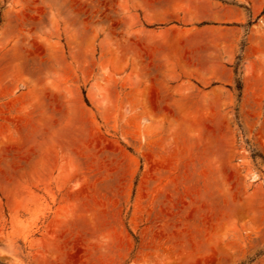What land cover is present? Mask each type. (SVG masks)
<instances>
[{
	"label": "rangeland",
	"instance_id": "obj_1",
	"mask_svg": "<svg viewBox=\"0 0 264 264\" xmlns=\"http://www.w3.org/2000/svg\"><path fill=\"white\" fill-rule=\"evenodd\" d=\"M263 64L264 0H0V264H264Z\"/></svg>",
	"mask_w": 264,
	"mask_h": 264
},
{
	"label": "crops",
	"instance_id": "obj_2",
	"mask_svg": "<svg viewBox=\"0 0 264 264\" xmlns=\"http://www.w3.org/2000/svg\"><path fill=\"white\" fill-rule=\"evenodd\" d=\"M264 65V64H263ZM258 66H259V68H261L262 66H261V64H258ZM219 71H221L220 69H219Z\"/></svg>",
	"mask_w": 264,
	"mask_h": 264
}]
</instances>
